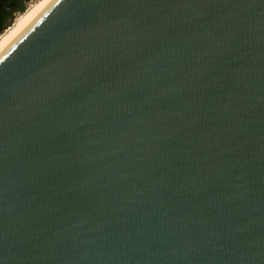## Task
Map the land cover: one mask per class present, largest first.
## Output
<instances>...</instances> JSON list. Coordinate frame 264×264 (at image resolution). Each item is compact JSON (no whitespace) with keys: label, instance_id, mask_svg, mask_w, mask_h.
I'll return each mask as SVG.
<instances>
[{"label":"water","instance_id":"1","mask_svg":"<svg viewBox=\"0 0 264 264\" xmlns=\"http://www.w3.org/2000/svg\"><path fill=\"white\" fill-rule=\"evenodd\" d=\"M0 264H264V0H47L0 48Z\"/></svg>","mask_w":264,"mask_h":264},{"label":"trees","instance_id":"2","mask_svg":"<svg viewBox=\"0 0 264 264\" xmlns=\"http://www.w3.org/2000/svg\"><path fill=\"white\" fill-rule=\"evenodd\" d=\"M37 0H0V36Z\"/></svg>","mask_w":264,"mask_h":264},{"label":"bare ground","instance_id":"3","mask_svg":"<svg viewBox=\"0 0 264 264\" xmlns=\"http://www.w3.org/2000/svg\"><path fill=\"white\" fill-rule=\"evenodd\" d=\"M47 0H37L33 5H31L25 13L18 16L12 26H10L1 36H0V48L41 8V6Z\"/></svg>","mask_w":264,"mask_h":264},{"label":"rangeland","instance_id":"4","mask_svg":"<svg viewBox=\"0 0 264 264\" xmlns=\"http://www.w3.org/2000/svg\"><path fill=\"white\" fill-rule=\"evenodd\" d=\"M35 2H33V3H30L29 4V7L31 6V5H33ZM18 16H20V15H18ZM18 16L15 18V20L18 18Z\"/></svg>","mask_w":264,"mask_h":264}]
</instances>
